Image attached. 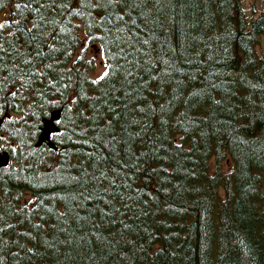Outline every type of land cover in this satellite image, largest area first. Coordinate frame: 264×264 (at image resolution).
<instances>
[{
	"label": "trees",
	"instance_id": "1",
	"mask_svg": "<svg viewBox=\"0 0 264 264\" xmlns=\"http://www.w3.org/2000/svg\"><path fill=\"white\" fill-rule=\"evenodd\" d=\"M6 112L0 264H264V7L0 0Z\"/></svg>",
	"mask_w": 264,
	"mask_h": 264
},
{
	"label": "water",
	"instance_id": "2",
	"mask_svg": "<svg viewBox=\"0 0 264 264\" xmlns=\"http://www.w3.org/2000/svg\"><path fill=\"white\" fill-rule=\"evenodd\" d=\"M60 112H61V109L53 110L50 113V118L49 119H43V126L41 127V132L38 135V138H37V141H36V146H39V145L42 144V142H44L46 140H49L51 132L58 131V127L54 124L53 121L60 118ZM3 119H4V117H0V125H1V123L3 121ZM47 144L49 146L53 147L54 149L56 148L54 146V144L52 142H50V141H48ZM3 154H4V156H6V159L4 161H2V159L0 157V167L6 166L8 164V157H7L8 154L6 152H4Z\"/></svg>",
	"mask_w": 264,
	"mask_h": 264
},
{
	"label": "rangeland",
	"instance_id": "3",
	"mask_svg": "<svg viewBox=\"0 0 264 264\" xmlns=\"http://www.w3.org/2000/svg\"><path fill=\"white\" fill-rule=\"evenodd\" d=\"M244 5L248 7L250 2L255 3L256 7L263 8L264 7V0H243ZM249 15H251V12L249 11ZM85 55L87 57L92 56L94 58V75H99L100 72L105 68V65L103 64L101 56L98 54V52L95 50V48L92 47L91 44H87V47L85 49ZM55 115V114H54ZM2 161L6 159V156L1 155Z\"/></svg>",
	"mask_w": 264,
	"mask_h": 264
},
{
	"label": "bare ground",
	"instance_id": "4",
	"mask_svg": "<svg viewBox=\"0 0 264 264\" xmlns=\"http://www.w3.org/2000/svg\"><path fill=\"white\" fill-rule=\"evenodd\" d=\"M7 191V190H6Z\"/></svg>",
	"mask_w": 264,
	"mask_h": 264
}]
</instances>
